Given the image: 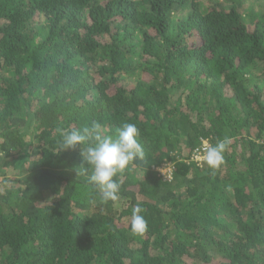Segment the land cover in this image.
I'll use <instances>...</instances> for the list:
<instances>
[{
    "label": "trees",
    "instance_id": "trees-1",
    "mask_svg": "<svg viewBox=\"0 0 264 264\" xmlns=\"http://www.w3.org/2000/svg\"><path fill=\"white\" fill-rule=\"evenodd\" d=\"M248 1L0 0V264H264V0ZM94 122L133 123L144 147L115 203L82 146L59 152L57 129ZM225 137L219 169L191 159Z\"/></svg>",
    "mask_w": 264,
    "mask_h": 264
},
{
    "label": "clouds",
    "instance_id": "clouds-1",
    "mask_svg": "<svg viewBox=\"0 0 264 264\" xmlns=\"http://www.w3.org/2000/svg\"><path fill=\"white\" fill-rule=\"evenodd\" d=\"M57 132L60 135L59 152L82 146V160L88 165L87 182L98 190L100 201L117 202L121 184L116 177L136 159H143L145 155L144 147L138 139L140 133L136 125L125 122L116 129L114 135L103 134L101 126L95 122L82 129H57ZM230 143L228 137L214 145L202 139L193 159L202 160L213 170L219 169L225 163L224 154ZM76 171L79 175L84 170ZM143 211L139 203L132 209L131 231L134 234H143L148 229Z\"/></svg>",
    "mask_w": 264,
    "mask_h": 264
},
{
    "label": "built area",
    "instance_id": "built-area-1",
    "mask_svg": "<svg viewBox=\"0 0 264 264\" xmlns=\"http://www.w3.org/2000/svg\"><path fill=\"white\" fill-rule=\"evenodd\" d=\"M200 146H201V144L199 145V146H197V147H195L194 149H193V151H192V153H191V159L193 160V161H196V160H194L193 159V156H194V154L196 153V150L198 149V148H200ZM198 163H202L203 161L202 160H200V161H197ZM160 168L162 169L161 171H160ZM172 165L170 164V163H165V164H163L161 167H159V168H157V170L164 176V178L165 179H168V180H170L171 178H172Z\"/></svg>",
    "mask_w": 264,
    "mask_h": 264
},
{
    "label": "rangeland",
    "instance_id": "rangeland-1",
    "mask_svg": "<svg viewBox=\"0 0 264 264\" xmlns=\"http://www.w3.org/2000/svg\"><path fill=\"white\" fill-rule=\"evenodd\" d=\"M253 2H254V0H249V1L246 3L247 5H246L245 7H247V6L249 5V3H250V4H252L254 10L257 9V4L254 5ZM161 170H162V169L160 168V171H161ZM12 171H13V173H15L16 170H15V169H12ZM7 175L10 176V174H7Z\"/></svg>",
    "mask_w": 264,
    "mask_h": 264
}]
</instances>
